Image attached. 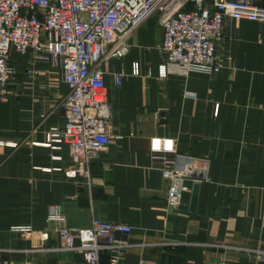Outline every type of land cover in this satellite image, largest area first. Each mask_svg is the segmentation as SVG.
Listing matches in <instances>:
<instances>
[{"label":"crops","instance_id":"crops-1","mask_svg":"<svg viewBox=\"0 0 264 264\" xmlns=\"http://www.w3.org/2000/svg\"><path fill=\"white\" fill-rule=\"evenodd\" d=\"M161 40L152 17L124 58L100 64L110 143L90 163L88 181L68 177L76 166L66 148L45 146L49 129L64 125L61 71L10 50L14 80L0 101V264H85L59 250L57 227L46 222L59 214L71 230L93 219L129 225V235L116 237L127 246L117 264H264V22L224 21L217 56L233 68L214 75L169 68L161 79ZM113 72L127 76L118 89ZM153 149L174 151L178 166L191 170L186 208L165 202ZM110 258L102 253L99 264Z\"/></svg>","mask_w":264,"mask_h":264},{"label":"built area","instance_id":"built-area-1","mask_svg":"<svg viewBox=\"0 0 264 264\" xmlns=\"http://www.w3.org/2000/svg\"><path fill=\"white\" fill-rule=\"evenodd\" d=\"M152 17L162 30L156 47L163 57L160 78L167 69L214 75L233 68L231 59H219L217 48L224 35L226 19L264 22V5L254 0H0V101L10 94L14 70L10 50L23 57L45 61L61 71L67 94L62 101L64 125L52 127L45 146L52 151L66 148L76 169L69 178L90 179L89 165L105 153L110 143V106L106 96V58L122 59L129 52L128 40ZM131 76H138L133 67ZM127 76L111 73L115 88ZM153 161L166 183L165 202L186 208L190 169L178 166L174 151L153 149ZM56 225L59 250L81 255L85 264H99L102 253L117 264L127 246L117 236L129 235L127 224L93 219L88 228L71 230L63 215L46 219ZM12 233L35 235L31 227H15ZM264 259V256L259 257Z\"/></svg>","mask_w":264,"mask_h":264},{"label":"water","instance_id":"water-1","mask_svg":"<svg viewBox=\"0 0 264 264\" xmlns=\"http://www.w3.org/2000/svg\"><path fill=\"white\" fill-rule=\"evenodd\" d=\"M198 194H199V185L195 184V185H193V188H192L190 205H189V209L191 212H195V210H196L197 201H198Z\"/></svg>","mask_w":264,"mask_h":264}]
</instances>
